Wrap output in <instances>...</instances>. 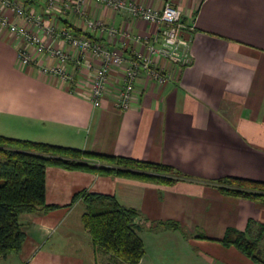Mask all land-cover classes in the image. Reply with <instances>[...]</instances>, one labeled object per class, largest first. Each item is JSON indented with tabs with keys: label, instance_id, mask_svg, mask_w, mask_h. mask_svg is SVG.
Masks as SVG:
<instances>
[{
	"label": "crops",
	"instance_id": "crops-1",
	"mask_svg": "<svg viewBox=\"0 0 264 264\" xmlns=\"http://www.w3.org/2000/svg\"><path fill=\"white\" fill-rule=\"evenodd\" d=\"M44 1L17 0L44 23L125 56L141 46L126 40L123 47L117 37L88 30L85 20L131 36L156 32L155 25L93 0L83 15L65 9L67 0L47 13ZM133 1L180 11L191 62L157 59L166 81L142 73L128 110L114 105L119 74L112 70L109 91L94 107L81 90L70 92L57 78L19 67V42L0 27V136L165 164L180 178L162 184L48 166L45 203L55 207L19 216L24 242L0 264H125L93 244L81 222L84 202L71 204L80 190L113 195L137 211L144 254L136 264H258L220 242L227 228L249 238L261 234L257 250L264 261V203L225 196L212 184L225 177L264 181V0ZM54 45L75 53L61 40ZM75 72V82L83 81L86 73ZM168 221L177 225L163 226Z\"/></svg>",
	"mask_w": 264,
	"mask_h": 264
},
{
	"label": "trees",
	"instance_id": "trees-1",
	"mask_svg": "<svg viewBox=\"0 0 264 264\" xmlns=\"http://www.w3.org/2000/svg\"><path fill=\"white\" fill-rule=\"evenodd\" d=\"M48 166L162 184L180 178L173 167L165 164L0 136V258L21 249L25 234L20 215L55 207L45 203ZM212 184L225 196L264 203V181L225 177ZM77 200L86 206L81 222L93 244L125 264L138 263L144 246L138 236L139 227L134 223L137 211L120 205L113 195L105 193L80 190L72 195L71 204ZM176 225L173 221L163 224ZM261 229L264 230L262 226ZM260 237L261 234L249 238L244 231L227 228L220 242L264 264L257 250Z\"/></svg>",
	"mask_w": 264,
	"mask_h": 264
},
{
	"label": "built area",
	"instance_id": "built-area-1",
	"mask_svg": "<svg viewBox=\"0 0 264 264\" xmlns=\"http://www.w3.org/2000/svg\"><path fill=\"white\" fill-rule=\"evenodd\" d=\"M130 17L156 26L152 36H131L127 30H119L98 20L86 19L88 30L119 38L124 47L126 40L141 46L131 56H125L118 48H111L87 35L77 36L67 28L44 23L41 15L27 11L17 0H0V27L19 42L17 64L19 67H34L41 74L57 78L69 87L70 92L81 90L94 107L101 105L103 96L109 91L112 70L118 71L119 82L113 86L114 105L119 110H128L135 96V82L146 74L162 84L166 81L156 65L159 58L178 66L190 61V38H184L185 29L180 11L169 3L161 9H153L133 0H93ZM87 0H67L63 7L79 15L84 14ZM58 0H45V12L57 9ZM191 31L192 28L189 27ZM46 38V40H45ZM48 39V40H47ZM63 41L75 53H70L54 45ZM96 60V63H94ZM73 65V69L69 64ZM82 69L86 74L83 81H76ZM86 90V92L84 91Z\"/></svg>",
	"mask_w": 264,
	"mask_h": 264
},
{
	"label": "rangeland",
	"instance_id": "rangeland-1",
	"mask_svg": "<svg viewBox=\"0 0 264 264\" xmlns=\"http://www.w3.org/2000/svg\"><path fill=\"white\" fill-rule=\"evenodd\" d=\"M215 187V186H214ZM217 189V187H215Z\"/></svg>",
	"mask_w": 264,
	"mask_h": 264
}]
</instances>
